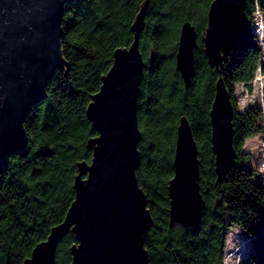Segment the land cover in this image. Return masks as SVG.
Returning a JSON list of instances; mask_svg holds the SVG:
<instances>
[{"label": "trees", "instance_id": "16d2710c", "mask_svg": "<svg viewBox=\"0 0 264 264\" xmlns=\"http://www.w3.org/2000/svg\"><path fill=\"white\" fill-rule=\"evenodd\" d=\"M60 48L67 66L55 69L46 95L23 120L25 147L0 160V264H22L34 245L60 223L74 198L77 163L89 162L87 140L98 133L86 116L91 95L112 64L113 51L133 39L132 23L143 0H62ZM212 0H148L139 34L143 69L136 100L140 164L135 169L152 224L144 236L148 264H226L228 232L245 240L237 264H264V173L246 164L244 142L264 134L258 105L239 108L235 85L248 81L264 47L252 28L264 0H245L246 22L220 70L211 67L202 37ZM197 32L192 73L185 84L175 64L183 21ZM264 70V69H263ZM220 77L233 108V166L215 169L209 110ZM185 115L197 146L199 191L204 207L197 224L169 222L168 181L179 118ZM241 232L245 236L241 235ZM69 231L57 243L52 264H69Z\"/></svg>", "mask_w": 264, "mask_h": 264}, {"label": "water", "instance_id": "95a60500", "mask_svg": "<svg viewBox=\"0 0 264 264\" xmlns=\"http://www.w3.org/2000/svg\"><path fill=\"white\" fill-rule=\"evenodd\" d=\"M148 0L132 23L133 39L113 51L112 64L91 95L86 116L97 135L87 140L89 162L77 163L74 198L63 220L36 243L22 264H52L57 243L71 231L69 264H148L144 236L152 224L146 195L135 169L140 164L136 100L143 59L139 34ZM245 0H212L202 37L211 67L223 65L246 22ZM62 0H0V160L22 150L27 142L23 120L46 95L56 68L67 66L60 48ZM197 32L185 20L180 26L175 64L186 84L192 73ZM233 108L224 82L215 81L209 110L211 144L218 176L234 164ZM173 176L167 189L169 222H199L204 199L199 191L197 146L185 115L176 128Z\"/></svg>", "mask_w": 264, "mask_h": 264}, {"label": "rangeland", "instance_id": "374dc122", "mask_svg": "<svg viewBox=\"0 0 264 264\" xmlns=\"http://www.w3.org/2000/svg\"><path fill=\"white\" fill-rule=\"evenodd\" d=\"M260 22H262V15L258 11H255L253 15L252 28L255 32L256 28L258 27L260 29V32H262L263 30L264 33V25L260 27ZM262 60L264 61V57L262 58ZM261 81V83L259 82V80H257L254 84L251 83V92L249 94H246V91L241 90L240 88L236 90V98H238L239 101H264V76L261 77ZM243 149L249 155V159L246 164L250 167H253L256 171L264 173V134L260 132L247 138L244 142ZM228 234L229 236L228 242L226 244V253H228L230 250L231 252H236V250H233L235 249L233 247H235V245L237 244L239 234H237L235 228H232L231 231L228 232ZM241 235L245 236V234L242 232ZM233 255L234 253L229 254V259L227 258L226 264H235L233 263V258H230L233 257Z\"/></svg>", "mask_w": 264, "mask_h": 264}, {"label": "built area", "instance_id": "2783aa9c", "mask_svg": "<svg viewBox=\"0 0 264 264\" xmlns=\"http://www.w3.org/2000/svg\"><path fill=\"white\" fill-rule=\"evenodd\" d=\"M263 24L262 22H260V27H262ZM255 33L258 34V37H259V41L261 42L262 46H263V37H264V33H263V30L262 32H260V29L257 27L256 30H255ZM264 57V47L262 49V55H261V58H260V62L258 64V67L256 68V71L253 75V78H251L250 80L248 81H241L239 83H237L235 85V91L238 90L239 88L241 90H244L246 91V94H249L251 92V83H255L257 80H259V82L261 83V77L264 76V61L262 60V58ZM263 64V65H262ZM236 96V94H235ZM237 104L239 105V108H244L245 106H248V105H258L261 107L262 111H263V114H264V101H239V99L237 98ZM244 244H245V240H242V241H239L235 247V249L233 250H236V252L232 251L231 250L228 252L229 254H232L234 253L233 257H230L231 259L233 258L235 264H237L239 258H240V255L242 253V250L244 248ZM225 252V263L227 261V258L229 259V254ZM228 254V255H227Z\"/></svg>", "mask_w": 264, "mask_h": 264}]
</instances>
